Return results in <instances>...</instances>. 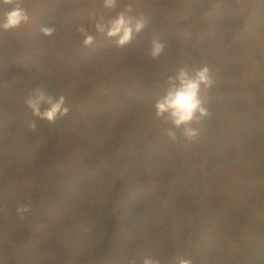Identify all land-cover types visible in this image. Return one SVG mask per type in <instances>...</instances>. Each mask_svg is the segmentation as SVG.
<instances>
[{"label": "trees", "instance_id": "obj_1", "mask_svg": "<svg viewBox=\"0 0 264 264\" xmlns=\"http://www.w3.org/2000/svg\"><path fill=\"white\" fill-rule=\"evenodd\" d=\"M127 5L146 28L124 48L95 32L116 14L102 0H21L28 22L0 28V264H264V0ZM202 66L209 116L188 139L154 106ZM37 88L68 114L33 116Z\"/></svg>", "mask_w": 264, "mask_h": 264}, {"label": "clouds", "instance_id": "obj_2", "mask_svg": "<svg viewBox=\"0 0 264 264\" xmlns=\"http://www.w3.org/2000/svg\"><path fill=\"white\" fill-rule=\"evenodd\" d=\"M6 4H14L15 7L5 14V20L0 23V28L5 30L18 27L21 23L28 22L26 10L21 6V0H2ZM120 0H102L105 10L116 12L114 16L105 17L99 15L95 18L94 29L97 34L106 36L114 40L119 48L127 47L146 28V21L141 17L131 15L133 9L131 5L125 6L117 11ZM55 29L43 27V35H53ZM83 36V45L89 47L94 43L95 37L86 28L81 26L77 30ZM164 45L158 38L151 42L150 55L152 58L158 57L163 51ZM168 88L163 97L159 98L155 104L157 119L170 122L173 128L182 129L185 138H194L198 133L193 124H198L200 120L209 116V112L204 107L201 92L212 86L210 69L202 66L194 72L186 68H180L174 76H170L166 81ZM33 116L49 124L55 123L58 118L66 116L69 108L65 107V97L63 95L53 98L44 91L37 88L32 96L26 101ZM42 106L43 110H42ZM34 128L35 125L33 124ZM168 135L175 138V132L168 131ZM19 212L28 211L27 208L18 209ZM143 264H160V261L153 258H145ZM177 264H192L190 258H177Z\"/></svg>", "mask_w": 264, "mask_h": 264}]
</instances>
